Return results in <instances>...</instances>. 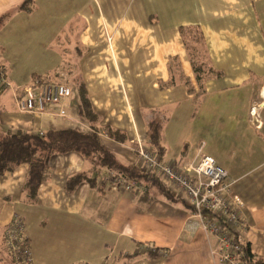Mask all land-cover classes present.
I'll return each instance as SVG.
<instances>
[{"label":"crops","instance_id":"1","mask_svg":"<svg viewBox=\"0 0 264 264\" xmlns=\"http://www.w3.org/2000/svg\"><path fill=\"white\" fill-rule=\"evenodd\" d=\"M36 21L64 22L65 35L79 38L71 58L57 66L79 70L104 132L99 136L118 160L137 165L136 140L149 146L151 120L163 124V160L184 165L202 144L242 200L243 242L264 257V0H0L6 76L16 53H36L30 46ZM187 26L202 31L203 61L212 68L200 80L180 33ZM136 85L148 102L135 98ZM8 91L0 93L4 131L91 130L77 118L78 98L65 100L66 119L53 108L19 112ZM107 125L126 140L111 138ZM27 170L22 163L0 174V264H13L4 231L15 215L24 220L34 264H215L214 237L194 224L184 202H171L149 185L139 192L114 188L100 172L95 182L67 191L68 177L93 171L77 152L50 157L30 202L23 191Z\"/></svg>","mask_w":264,"mask_h":264},{"label":"built area","instance_id":"2","mask_svg":"<svg viewBox=\"0 0 264 264\" xmlns=\"http://www.w3.org/2000/svg\"><path fill=\"white\" fill-rule=\"evenodd\" d=\"M0 71V88L12 90V97L21 112L43 113L52 105L58 106L59 115L66 117L64 102L71 89L58 82L33 79L25 86L14 87ZM4 88V89H5ZM264 96V90H263ZM255 108H251L254 113ZM101 135L103 131L98 130ZM134 151L141 170L154 173L159 180L184 200L192 209L194 224L214 237L210 254L215 264H255L244 250L242 232L247 227L241 198L232 191L227 171L198 146L195 158L184 165L171 160H160L145 143L138 142ZM115 188L139 192L147 189L143 182L109 171L101 179ZM5 247L13 264H34L24 220L15 215L4 231ZM146 247L143 248V250ZM82 264V263H74ZM102 264H111L105 260Z\"/></svg>","mask_w":264,"mask_h":264},{"label":"trees","instance_id":"3","mask_svg":"<svg viewBox=\"0 0 264 264\" xmlns=\"http://www.w3.org/2000/svg\"><path fill=\"white\" fill-rule=\"evenodd\" d=\"M180 33L188 50L194 75L196 79L200 80L212 71L211 66L203 61V56L205 55L203 33L195 26L182 27L180 28ZM217 73L219 72L217 71ZM36 78L48 81L41 74L34 75L32 80ZM68 83L72 89L73 87L77 89L78 115L90 124L93 131L66 127L49 128L39 134L20 130L15 132L4 131L0 125V174L11 171L22 163L27 164L28 170L23 191L26 199L33 202L37 199L39 186L48 173L50 157L55 153L77 152L93 167V171L90 173L80 171L68 177L65 181V189L67 191H72L76 185L84 180L95 182V174H98L103 169L106 172L114 171L125 177L137 179L149 185L158 195L171 202H183L154 173L143 171L138 165L126 164L118 160L113 151L102 142L97 133L99 128L98 114L92 106L84 82L75 78L74 80H68ZM1 92L2 89L0 88ZM162 127L163 124L161 122L151 120L147 123L146 129L149 147L157 154L160 160H163L165 152V146L162 142ZM105 130L113 139L126 140L125 134L116 128L107 125ZM144 193L148 194V191ZM147 199L150 200L151 198L147 196ZM243 245L248 258L252 259L255 264H264V257L254 256L249 245L247 243ZM154 252V250L148 251L151 254Z\"/></svg>","mask_w":264,"mask_h":264},{"label":"rangeland","instance_id":"4","mask_svg":"<svg viewBox=\"0 0 264 264\" xmlns=\"http://www.w3.org/2000/svg\"><path fill=\"white\" fill-rule=\"evenodd\" d=\"M63 23L64 22H60V21H56V22L36 21V36L32 38V42L30 44V46L36 50V53L35 54L34 53L33 54L32 53H20V52L16 53L18 58H16L14 60V63H12V65L9 66L7 76L5 75V73L3 74V76L5 78L7 77L6 79H8L14 87H16V86H22L23 87V86H25L31 82V79L34 75L41 74L44 78H46L48 80V82H58V83H62L64 85H66V86H69L71 89V96H72L71 102H73L74 99L78 98L77 89L75 87H73V89H72L71 85L68 83V80H74L76 78L78 81H80L81 76H80L79 70L78 69H72L71 73H70L69 69H66L65 67H61L59 69L57 66L61 62V60H63V59L69 60L68 58H71L69 56L70 52H68V51L72 50L73 45L79 43L78 37H74V36L69 37V36L65 35V31H64L65 27H63L64 28L63 30L60 29L61 25ZM73 55H74V57H73L74 61H77V58L79 55L72 54V56ZM1 70L4 71V69H2L0 67V71ZM1 78H2V76L0 74V84H3V80ZM4 88H1V89L4 90ZM136 88H138V90L134 92L135 98L136 99H143L146 102H148L146 100L147 95L145 93H143V91H142L143 86L142 85H139V86L136 85ZM9 91L12 93L11 89ZM3 95H6V94H3ZM12 96L13 95H11V97ZM12 99H13V97H12ZM13 102L16 105V102L14 99H13ZM76 104L75 105L73 104L71 107L74 109L76 107ZM52 106L53 107H51V108L54 109L55 114L57 116H60L62 118H66V119L70 118V115L68 113V110H67L65 104H64L63 108L65 109V113L67 115L66 117L58 114L59 111H58L57 105H52ZM16 108L19 111L17 105H16ZM19 112H21V111H19ZM32 113H34V112H32ZM77 118L80 121H83V122L85 121L83 118H81L79 116ZM75 128H79L82 130V128L79 126L78 127L76 126ZM90 129H91L90 131H93L92 128H90ZM98 129H101V128H98ZM42 132L43 131H40L39 134H42ZM138 142H143V141H141L139 139L136 140V145L138 144ZM174 163H176V162H174ZM176 164L179 166L182 165L179 163H176ZM101 170L102 171H100V173L104 174L102 176V178H103L107 172L104 171L103 169H101ZM231 188H232V185H231ZM232 191L235 192L233 190V188H232ZM171 192L173 194H175L172 190H171ZM175 196H176V194H175ZM183 202L185 204H187L184 200H183ZM28 239H29V236H28ZM147 248H149V247H146V249Z\"/></svg>","mask_w":264,"mask_h":264}]
</instances>
